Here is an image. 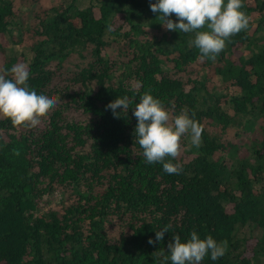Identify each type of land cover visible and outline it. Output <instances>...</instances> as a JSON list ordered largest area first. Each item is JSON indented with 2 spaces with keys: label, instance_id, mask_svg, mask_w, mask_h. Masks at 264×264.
<instances>
[{
  "label": "trees",
  "instance_id": "trees-1",
  "mask_svg": "<svg viewBox=\"0 0 264 264\" xmlns=\"http://www.w3.org/2000/svg\"><path fill=\"white\" fill-rule=\"evenodd\" d=\"M156 2L0 0V69L27 65L30 89L57 98L35 128L0 116V264H165L173 235L193 231L228 242L201 264H264V0H243L248 28L215 60L195 33L167 30ZM149 90L204 127L199 148L181 138L179 175L137 142ZM125 96L117 118L106 105Z\"/></svg>",
  "mask_w": 264,
  "mask_h": 264
},
{
  "label": "clouds",
  "instance_id": "clouds-1",
  "mask_svg": "<svg viewBox=\"0 0 264 264\" xmlns=\"http://www.w3.org/2000/svg\"><path fill=\"white\" fill-rule=\"evenodd\" d=\"M243 7V0H227L226 4L225 0H157L150 3V10L160 14L158 17L167 30L195 33L194 40L189 43L199 50L201 60H215L225 49V42L230 36L248 28L249 17L241 11ZM173 14L176 21L170 18ZM205 28L207 30H202ZM28 80V66L23 63L13 65L10 70L0 69V116L10 119L14 127L35 128L57 104L56 97L38 95L30 89ZM129 104L130 100L125 96L110 102L106 108L119 118L116 110H128ZM133 115L138 121L135 134L146 163L162 164L163 170L170 175L181 174L183 165L172 162L180 155L181 138L188 135L191 146L199 148L203 125L189 115L186 107L178 115H170L162 101L154 98L150 90L140 97ZM14 154L18 156L19 151L14 150ZM170 227L167 225L156 231L155 241L150 238L148 243L161 241ZM167 247L170 256H163L165 264L169 259L171 264H201L209 254L213 261L223 257L228 242H217L211 235L201 239L193 231L186 241H182L179 234H174Z\"/></svg>",
  "mask_w": 264,
  "mask_h": 264
},
{
  "label": "rangeland",
  "instance_id": "rangeland-1",
  "mask_svg": "<svg viewBox=\"0 0 264 264\" xmlns=\"http://www.w3.org/2000/svg\"><path fill=\"white\" fill-rule=\"evenodd\" d=\"M42 1L44 2L46 0H42ZM47 1L49 2V0H47ZM257 34L258 35H264V22H263V24L261 26V29L257 32ZM225 107H226V105H225ZM238 131H240L238 127H230V129L227 130V133L224 136H227V134H228L229 136H234V138L235 137H242V142L245 144L247 140L245 138H243V132H241L240 135H239V133H237ZM235 156H237V155H235ZM233 160H234V158L232 156H229L228 160H227V165L232 164ZM59 196H60L59 192H55L54 199H55L56 202L59 201V199H60Z\"/></svg>",
  "mask_w": 264,
  "mask_h": 264
}]
</instances>
